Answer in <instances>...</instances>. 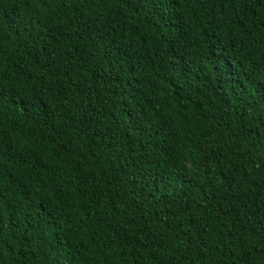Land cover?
I'll return each mask as SVG.
<instances>
[{
  "label": "trees",
  "instance_id": "16d2710c",
  "mask_svg": "<svg viewBox=\"0 0 264 264\" xmlns=\"http://www.w3.org/2000/svg\"><path fill=\"white\" fill-rule=\"evenodd\" d=\"M0 264H264V0H0Z\"/></svg>",
  "mask_w": 264,
  "mask_h": 264
},
{
  "label": "snow or ice",
  "instance_id": "6c2138e0",
  "mask_svg": "<svg viewBox=\"0 0 264 264\" xmlns=\"http://www.w3.org/2000/svg\"><path fill=\"white\" fill-rule=\"evenodd\" d=\"M120 3H128V6L131 7L132 0H119ZM17 98L13 96H5L2 88H0V107H3L5 104L13 103Z\"/></svg>",
  "mask_w": 264,
  "mask_h": 264
}]
</instances>
